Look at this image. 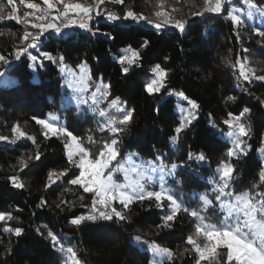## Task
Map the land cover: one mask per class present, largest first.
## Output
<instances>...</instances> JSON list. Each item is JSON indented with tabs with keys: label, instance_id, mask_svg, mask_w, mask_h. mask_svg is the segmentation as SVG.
<instances>
[{
	"label": "trees",
	"instance_id": "1",
	"mask_svg": "<svg viewBox=\"0 0 264 264\" xmlns=\"http://www.w3.org/2000/svg\"><path fill=\"white\" fill-rule=\"evenodd\" d=\"M33 2L41 3V0ZM253 2L264 3V0ZM242 4L243 0H231L221 14L206 13L202 17H193L192 12L203 8V0H125L124 5L108 3L102 7L120 15L125 8L130 7L154 21L163 19L154 13L158 8L164 9L171 16L186 20V30L180 33L168 28L157 33L144 23L123 26L95 17L89 22L92 28L100 29L95 35L76 28L71 39L49 35L40 42V51H47L54 57L64 56L65 63L70 67L75 68L81 60H86L88 68L94 73V79L98 81L102 76L103 81L112 86L111 95L119 96L127 107L134 109L133 120L125 131L118 134L122 141L120 159L128 153H138L139 156L133 158L134 163L138 164L161 155L162 160L170 166L186 160L189 150L206 154L207 162L192 161L177 171L175 181L180 183L172 179L167 183L166 186L173 190L183 207L189 211L181 210L173 228L160 232L158 236L155 234L156 225L165 213L154 207L145 210L147 204L144 207L138 203L132 205L127 213L130 217L128 222H85L79 227L69 224L72 217L89 213L91 194L83 193L78 186L68 185L67 181L73 178L71 173L62 182H57L47 190L44 188L48 170H62L68 167V162L64 155V139L51 137L45 140L42 126L32 117L49 120L55 117L68 131L80 137L84 146L93 153H97L103 142L112 138V134L107 129L103 132L99 130V125L105 123L103 118L86 108L77 113L75 103L71 100V90L62 87L64 81L57 64L44 61L34 78L32 70L27 67L30 61L26 56L13 63L7 74L15 83L8 87L0 86V135L11 137V127L18 124L28 136L35 137L36 143L34 145L28 139H22L15 145L0 142V211H10L19 217V221L7 223L25 230L24 235L17 238L3 233L5 222H0V264H61L62 255L47 238L49 230L57 234L67 246H74L84 264H153L154 257L146 246H137L131 241V237L136 235L142 239H155L160 245L172 249L178 257L174 264H194L195 253H185L182 257L179 254L185 248L191 249V245L185 243V238L194 234L197 219L189 212L201 210L199 194L209 192L211 184L207 178L213 175L219 160L225 158L224 153L229 144L217 129L228 131L223 120L229 111L238 115L243 107L252 109L250 115L244 118L252 127V135L246 138L251 148L238 167L240 179L234 184V190L243 191L259 180L262 153L257 150L264 147L260 143L261 135L264 134V107L259 101L264 100V81L249 83L241 80L239 83L248 88L251 94L242 92L241 87L237 86L239 67L233 68L232 65L239 54L241 62L247 57L248 67L256 75H264V39L252 30L255 27L264 32V18L246 20L243 26H234L226 19L227 11ZM0 5L7 16L12 5L7 0H0ZM16 7L17 14L21 16L24 11H31L20 5L19 0H16ZM29 30L34 31L30 27ZM23 31L24 26L14 20L0 21V53L11 58ZM104 32L112 33L113 38L109 39L103 35ZM238 33L240 42L237 41ZM144 39L149 40L150 45L141 49ZM128 46L140 49L142 60L139 67L134 66L124 75L117 59L122 54L120 50ZM243 49H247V52ZM30 51L38 55L36 50ZM165 57L169 59L165 60ZM157 63L169 70V87L183 91L200 106L196 119L181 132L174 146L169 138L175 134L174 129L181 119L177 105L187 107V102L172 96L160 106L157 104L158 94L149 95L144 91V84L152 75L150 69ZM229 96H236L237 100L229 101ZM101 107L106 108L107 105L102 104ZM110 111L113 115H119L115 110ZM210 120H215L217 128L209 124ZM89 136L92 142L88 140ZM36 145L44 154L42 161L19 172L17 157L23 154L26 158L34 154ZM195 173H200V176ZM14 174L20 175L25 184L24 189L11 186L7 177ZM75 174H78V169ZM121 176V173L117 174V179L121 180ZM193 192L197 193L195 199ZM81 195L85 197L83 201L79 199ZM41 197L47 203L38 209L36 205ZM209 198L214 200L211 194ZM58 204L59 208L56 206ZM82 204L87 206L82 207ZM115 206L119 210V206ZM201 215L206 217L205 223L217 224L222 214L217 206L202 211ZM37 228L41 231L37 232ZM194 239L197 237L194 236ZM198 242L202 243V238ZM8 249L11 251L8 252Z\"/></svg>",
	"mask_w": 264,
	"mask_h": 264
},
{
	"label": "snow or ice",
	"instance_id": "2",
	"mask_svg": "<svg viewBox=\"0 0 264 264\" xmlns=\"http://www.w3.org/2000/svg\"><path fill=\"white\" fill-rule=\"evenodd\" d=\"M7 2L12 5L11 12L5 16L3 6L0 5V21L14 20L24 26V31L19 37V44L13 49L11 58L9 55L0 53V85L8 87L15 83L7 77V72L13 63L21 61L22 57L26 56L30 61L27 67L32 70L34 78L38 67H43L44 61H51L59 66V73L64 81L62 87L71 90V100L75 103L77 113L79 114L82 108H86L92 114L103 118L105 123L99 125V130L103 132L107 129L112 134V138L105 140L99 151L93 153L90 148L84 146L80 137L68 131L67 127L60 124L55 117L52 120L32 117L38 125L42 126V135L45 140L51 137L64 139V155L68 162V167L62 170H48L44 188L47 190L57 182H62L71 173L73 178L67 181L68 185L78 186L83 193L91 194L89 213L72 217L69 224L79 227L85 222L115 221L117 224L128 222L130 217L127 213L130 212L132 205L138 203L141 207L147 204L145 210L154 207L165 213L160 217V223L156 225L155 234L157 236L160 232L171 230L177 214L181 210L184 212L189 210L183 207L182 201L166 185L170 179L175 181L177 171L187 167L192 161L207 162L206 154L193 153L189 150L186 160L172 163L170 166L162 160L161 155H157L154 159L142 160L138 164L133 161L134 157L139 156L138 153H128L120 159L122 141L118 138V134L125 131L133 120L134 109L127 107L119 96L111 95L112 86L110 83H105L102 76L98 81L94 79V73L88 68L86 60H81L73 68L65 63L64 56L54 57L49 52L39 49L42 38L54 35L60 39H71L75 34L74 28L95 35L100 29L92 28L89 23L95 17H102L107 22L123 26L144 23L153 27L157 33L168 28L184 33L187 21L172 20L170 14L163 9L154 13L156 17H163V19L154 21L130 7L125 8L122 15L102 7L108 3L124 5L125 0H93V3L87 6L79 2H70V0H41V3L33 2V0H19L20 5L31 10L24 11L22 16L17 14L16 0H7ZM229 3L231 0H203V8L192 12L191 16L202 17L206 13L221 14L222 9ZM262 18H264V3L253 2V0H243L241 7L228 10L226 16V19H229L234 26H243L246 20ZM29 27L34 31H30ZM252 30L264 39V32L259 28L253 27ZM103 35L109 39L113 38L110 32H104ZM237 41L240 42L239 33ZM149 45L150 41L144 39L140 48L145 49ZM30 50H36L38 55ZM243 51L247 52V49ZM120 52L122 54L119 55L117 63L121 66L122 74L127 75L134 66H140L142 60L140 49L128 46ZM237 66L239 67L237 86L241 87L242 92L250 95L249 89L239 82L241 80L249 83L264 81V75H256L255 71L248 67L247 57L241 62L239 54L232 67ZM150 72L152 75L144 84V91L149 95L158 94V105L163 106L172 96L187 102V107L177 105L180 108L181 119L174 129L175 134L169 138L174 146L178 143L181 132L196 119V112L200 106L183 91H175L169 87V70L161 64H155ZM227 99L235 102L237 97L229 96ZM259 103L264 107V100H260ZM102 104H106L107 107H101ZM110 110H115V113L119 115H113ZM251 111L249 107H243L238 115L229 111L227 118L223 120L228 131L217 129L219 134L226 138L229 146L224 153L225 158L219 160L213 175L207 178L211 184L209 192L199 194L201 210L189 212V215L197 219L194 234H189L185 238V243L191 245V249L185 248L184 252L179 254L182 257L185 253L189 255L195 253L194 264H202V262H208V264H264V190H261L264 189V147L257 150L262 153L259 180L251 183L250 188L243 191L237 192L233 187L240 179L238 167L251 148L246 138L252 135V127L250 123L244 121ZM209 124L217 128L215 120H210ZM11 134V137L0 135V142L15 145L22 139H28L34 145L36 143L35 137L28 136L18 124L11 127ZM88 140L92 142V137L89 136ZM260 143L264 146V134L261 135ZM43 155L39 151V145H36L34 154L26 158L21 154L17 157L19 172L32 164L41 162ZM208 166L211 167L210 163ZM77 169L78 174H75ZM119 173H123V182L117 179ZM195 175L200 176V173H195ZM7 179L12 187L25 188L19 174L10 175ZM201 179H203L202 176ZM175 183H180V181H175ZM66 191H71V189H66ZM209 194L214 197V200L209 198ZM192 196L195 199L197 193L193 192ZM79 199L83 201L85 197L81 195ZM46 203L41 197L36 207L43 208ZM115 205L119 206V210ZM56 206L60 207L59 204ZM81 206L87 205L82 204ZM217 206L222 214L219 223H205L206 217L201 215V212ZM13 220L19 221V217L14 216L10 211H0V222H5L3 233L20 238L25 230L20 226L8 225L7 222ZM36 231L40 232L41 229L37 228ZM194 236L197 239H194ZM47 238L50 239L53 248L62 255L61 264H84L78 257L74 246H67L57 234L49 230ZM199 238H202V243L198 242ZM131 241L137 246H146L154 257L153 264H166V262L174 264L178 258L172 249L160 245L155 239H142L140 235H136L131 237ZM10 251L11 249H8V252Z\"/></svg>",
	"mask_w": 264,
	"mask_h": 264
},
{
	"label": "rangeland",
	"instance_id": "3",
	"mask_svg": "<svg viewBox=\"0 0 264 264\" xmlns=\"http://www.w3.org/2000/svg\"><path fill=\"white\" fill-rule=\"evenodd\" d=\"M71 2H79V3H81V4H85V3H89V4H92L93 3V0H70ZM160 8H158V11H160L159 10ZM164 10V9H163ZM169 13V12H168ZM170 14V13H169ZM160 18V17H159ZM161 18H163V17H161ZM170 18H172V20H173V18L174 19H177L174 15L173 16H171L170 15ZM7 77L8 78H10L9 76H8V74H7ZM11 80H13L12 78H10ZM0 86H3V85H0ZM126 167H127V165H126ZM122 174V176H121V180H118V181H120V182H123V173H121ZM134 178V177H133Z\"/></svg>",
	"mask_w": 264,
	"mask_h": 264
},
{
	"label": "built area",
	"instance_id": "4",
	"mask_svg": "<svg viewBox=\"0 0 264 264\" xmlns=\"http://www.w3.org/2000/svg\"><path fill=\"white\" fill-rule=\"evenodd\" d=\"M70 2H71V1H70ZM84 5L87 6V5H90V4H89V3H85ZM42 7H43V6H42ZM74 29H76V28H74Z\"/></svg>",
	"mask_w": 264,
	"mask_h": 264
}]
</instances>
